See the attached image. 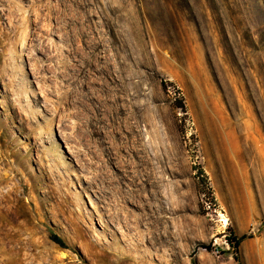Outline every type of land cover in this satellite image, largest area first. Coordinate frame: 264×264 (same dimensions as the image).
<instances>
[{"label":"rangeland","instance_id":"obj_1","mask_svg":"<svg viewBox=\"0 0 264 264\" xmlns=\"http://www.w3.org/2000/svg\"><path fill=\"white\" fill-rule=\"evenodd\" d=\"M0 264H264V0H0Z\"/></svg>","mask_w":264,"mask_h":264},{"label":"trees","instance_id":"obj_2","mask_svg":"<svg viewBox=\"0 0 264 264\" xmlns=\"http://www.w3.org/2000/svg\"><path fill=\"white\" fill-rule=\"evenodd\" d=\"M162 86L164 87V88H167V82H165V81H162ZM179 109H181L183 112H187V110H186V105H185V103H184V98L181 96V94H180V96H179ZM201 175H203V174H201ZM201 184H203V185H207V182H206V179L205 178H203L202 180H201ZM246 238V236H243V237H241L240 239H237L236 237H234L233 238V243H234V247H236L237 248V246L240 244V242L243 240V239H245Z\"/></svg>","mask_w":264,"mask_h":264}]
</instances>
